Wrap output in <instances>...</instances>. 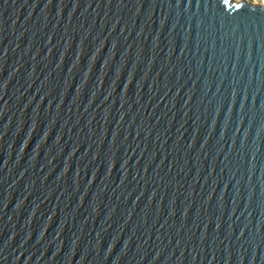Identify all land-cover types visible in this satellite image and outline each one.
<instances>
[{"label":"water","instance_id":"water-1","mask_svg":"<svg viewBox=\"0 0 264 264\" xmlns=\"http://www.w3.org/2000/svg\"><path fill=\"white\" fill-rule=\"evenodd\" d=\"M0 264H264V6L0 0Z\"/></svg>","mask_w":264,"mask_h":264},{"label":"rangeland","instance_id":"rangeland-1","mask_svg":"<svg viewBox=\"0 0 264 264\" xmlns=\"http://www.w3.org/2000/svg\"><path fill=\"white\" fill-rule=\"evenodd\" d=\"M234 2L246 1L254 5L264 6V0H232Z\"/></svg>","mask_w":264,"mask_h":264}]
</instances>
